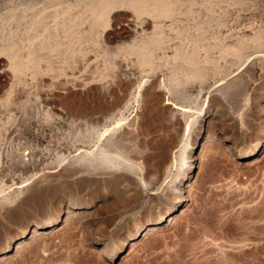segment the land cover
Masks as SVG:
<instances>
[{"label": "rangeland", "instance_id": "1", "mask_svg": "<svg viewBox=\"0 0 264 264\" xmlns=\"http://www.w3.org/2000/svg\"><path fill=\"white\" fill-rule=\"evenodd\" d=\"M191 1L173 0V2H169L171 6L177 8V11L183 12L174 13V18L178 19L179 14L190 18V30L187 33L182 32L184 35L179 37L177 32L174 31L176 36L170 35V41L166 40L165 36H162V39L164 40V45L168 44L169 48L176 47L177 43H183L182 45L185 46L184 49H187V52L189 51L188 53L193 56L201 54V57L205 56L210 60L205 66L206 69H209V74L200 82L201 89L204 91L207 88L205 86L216 81L221 72H226L224 70L228 68V64L238 61L241 49H243L239 48V52L238 49L234 48L235 50H230V52L226 46L228 43L224 35L249 24V22L243 21L241 18V11L244 8L251 10L249 21L258 19L256 9H264V0ZM174 4H176V7ZM14 7L16 8L15 0H0V12H5V10L7 12V14L6 12L4 14L3 12L0 13L2 19H0V40L6 41V39L10 40L11 38L10 42L12 44L14 42L18 44L19 33L18 30L15 31L16 28L18 29L17 23H15L17 21L15 18L16 9L11 11ZM4 16L6 23H4L5 21L3 22ZM9 18L12 21L10 23L8 21ZM13 20H15L14 23ZM171 21L170 26L174 20ZM104 22V17H98L95 30L101 31V26L99 25L103 27ZM241 23H243V26H241ZM35 24L33 23V25ZM176 28H178L176 25L173 26V30H176ZM1 30H3L2 33ZM8 32L10 35H7ZM96 34V31H91L81 35L83 39L86 37L84 40H81L79 36V40L82 43L81 46L91 48V45H93L94 57L97 54L99 55V59L97 57L99 63L106 62V64H110L118 47H122L121 44L126 42L121 36H119L118 40L116 38V40L114 38L111 39V41L113 40L112 42L110 40L105 41V39L101 42L99 41L100 37H97ZM192 44L196 46L197 52ZM15 47L18 48L19 45ZM204 49L206 50L203 51ZM192 52L196 53L193 54ZM158 54L160 55V53ZM229 60L233 61L229 62ZM93 71L87 73L86 76L90 79L87 77L88 80L85 79V81L93 80L91 78L94 75ZM252 78L256 82L254 83L256 86L254 85L249 91L245 87L243 88L241 84L234 89L232 88L231 91L230 88L227 89L225 91L227 93L221 92L217 96L211 97L207 108L208 114H210L208 115L210 118V120L208 118V135L203 140L204 142L202 141V146L197 154V160L192 171L187 207L178 210L170 219L171 223L169 222V225H150V228L147 229L149 231L140 235L141 237L138 236L129 241V247L118 254L114 264H264V146L262 153H260L261 155L259 154L249 160L240 159L232 155L238 147L241 149L246 147L248 140L259 129L260 112L258 106L262 103L259 94L262 91L264 92V76L255 78L251 76ZM159 79L165 81L164 77ZM257 86L260 88L256 89ZM42 88L44 90L46 87L43 86ZM7 91V87L0 91V264H105V262L107 264L108 261L106 260L112 254L110 251H113V254L117 253V239L124 232H132L137 225L148 223L150 219L153 220L154 215L161 214L164 207H168L171 203V185L178 181L181 174L180 168L187 142L198 130V113L201 101L197 99V89H195V92L194 90H187L185 94H181L174 102L168 97L164 98L166 101L169 99L170 105L177 107L176 109L179 112L185 114L183 122L186 129L182 127L178 130L177 138L175 137L174 144L171 145V154H169L171 157L167 163L168 168L171 165L169 176L166 178L162 176L160 179L159 177L150 179L154 186H161V189L156 194H149L150 197L149 195L135 192V190L131 189L130 184H123L126 186L124 187L122 184L115 182H101L90 183L86 186L80 184L79 181H73L72 178L63 174L64 162L62 159L72 154L71 150L64 149L67 146L58 138V136H62L61 133L65 130V123L68 122L72 115L64 107L65 97L63 95L55 96L54 100H52L54 101L53 104V102L46 100L45 91H43L44 94L40 92V96L38 95L39 93L34 96L36 98L34 102L38 103L35 104L39 108L35 107L38 109L39 115L49 121L51 115L52 123H49L48 120L47 122L53 124L54 127L46 128L49 131L44 129L45 127H36L35 125H32L33 128H31V125H26L27 122L25 120L24 123H19L22 127L19 125L15 129L12 126L13 130L12 128L9 130L10 121L8 118L19 114V108L25 101V97L24 94L17 93L18 91H15L16 94L13 92L14 96L7 93ZM248 92L250 93L249 95ZM40 98L41 100H39ZM31 101L33 102V98H31ZM240 101L241 103H239ZM79 103H82V101H79ZM50 106L52 107L48 108ZM57 106L59 108H56ZM136 107L137 105H130L123 113V117L133 116L136 112ZM42 112H44V115L41 114ZM161 115V113L159 115L156 114V122L162 121ZM72 116H79V113ZM224 116L225 119L222 120ZM55 120H57V124ZM226 120L229 122H226ZM163 122H161V125L165 123ZM17 132L22 133L17 134ZM156 133L154 137L157 135ZM159 135L156 137H159ZM38 139L41 140L39 141ZM57 139L58 142L56 141ZM130 143L131 141L129 145H131ZM4 147L5 149L10 147L9 150L13 149L14 151L12 150L9 153L10 151H5ZM12 153H16V156ZM20 154H22L21 157ZM10 156L11 160L14 159L13 161L8 160ZM56 156L59 158H56ZM23 157L24 159L28 158L27 162ZM29 159L33 163L31 161L29 163ZM21 163H24L23 166ZM56 170L61 172V176H58ZM49 172L53 176L52 181L45 179L46 183H44L45 185L43 184L44 186L40 191L32 194L29 191L30 189L28 192L26 191V188L36 181V177L46 173L49 174ZM74 179L77 180V178ZM65 208L71 210L69 211L70 215L64 220L65 223L63 221V223L58 224L47 234V231L43 232L46 235L31 237L28 240L18 239L16 241L17 245L14 244V247L5 253L1 250L4 249L2 247L8 241L17 238L22 226L41 224L45 221L44 219L47 215ZM84 210L85 212H83ZM80 211H82L81 214H77ZM238 241H242V244L238 243Z\"/></svg>", "mask_w": 264, "mask_h": 264}, {"label": "bare ground", "instance_id": "2", "mask_svg": "<svg viewBox=\"0 0 264 264\" xmlns=\"http://www.w3.org/2000/svg\"><path fill=\"white\" fill-rule=\"evenodd\" d=\"M171 1L173 2V0H15L16 8L14 7L11 11L16 9L15 18L17 21L15 23H17L18 29L16 28L15 31L18 30L19 33L18 44L15 42L12 44L10 42L11 38L10 40L6 39V41L0 40V91L4 87H7V93L13 94V92L18 91L17 93L24 94L25 97L23 104L21 106L19 104V114L8 118L10 121L9 130L12 126L17 129L25 121L28 123L26 125H31V128H33L32 125L42 128L45 127L44 129H48V127L49 129L52 128L53 124H49L52 123L51 115L49 117L51 122L47 119L49 123L45 120L46 118L44 119L39 115L37 109L39 108L37 106L38 103L34 102V99H36L34 96H37L35 94L38 93L40 96L45 91L46 100L54 104L52 100H54L55 96L63 95L66 99L64 102L66 110L71 112L72 115L79 113V116L76 117L71 115L68 122L65 123V130L61 133L62 136H58L63 141V144L67 146L64 149H69L72 152L71 155H67L62 159L64 162L63 174L72 178L73 181H79L82 185L87 186L90 183L115 182L122 184V186L130 184L131 189L144 195L156 194L161 189V186H154L150 182V179H157V177L160 179L162 176L163 178L169 176L171 165L168 168L167 163L171 157L169 155L171 154V145L174 144L178 130L182 127L186 129L184 126L185 123L183 122L185 114L179 112L176 109L177 107L175 108L170 105L168 101L170 99L174 102L181 94H185L187 90H194L195 92V89H197L198 91L197 99L201 101L198 113V130L187 142L180 168L181 174L178 181L171 185V203L168 207H164L161 214H157L156 216L152 215L154 219L151 220L149 218V222L151 223L136 224L137 227L132 232H124L117 239V253L113 254V251H110L112 254L107 258V264H114L118 254L129 247V241L149 231L147 229L150 228V225H169L170 219L176 212L181 208L187 207L192 171L197 160V154L202 146V141L208 135V115L210 114H208L207 108L211 97H215L221 92L227 91L229 88L231 91L232 88L234 89L241 84L243 88L245 87L249 91L255 85L254 83H256L253 78L251 79V76H254V78L264 76V9L257 8L258 19L251 21H249L251 10L247 8L242 9L241 18L243 21L249 22V24L240 28L236 27L237 29L234 32H228L224 35L228 43L226 46L229 51H234V48H236L240 52L239 48H243L241 49L240 57L236 63L234 62L235 64H228V68L224 70L226 72H221L217 77L218 79L210 83V85H206L205 88H207H204L205 90L202 91L200 82L209 74V69H206L205 66L210 60L205 56L201 57V54L199 56L197 54L193 56L191 53H188L189 51L187 52V49H184L185 46L182 45L183 43H177V46L174 48H169L170 46L168 44L164 45L165 43L162 39L164 36L166 40H169L170 35L176 36L174 31L177 32L179 37L180 35H184L182 32L187 33L190 30V18L181 14H179L178 19L174 18V13L183 12L180 10L177 11V8L171 6L169 3ZM174 5L176 7V4ZM9 15L11 16V14ZM100 16L104 17L105 20L103 27L99 25L101 26V31L95 30L97 18ZM3 19L4 22L5 16ZM10 20L11 18L8 20L9 23L12 22ZM171 20L174 21L170 26ZM33 23L36 24L33 25ZM242 24L241 26H243ZM175 25L178 28L173 30V26ZM91 31H96V35L100 37L99 41L101 42L104 39L105 41H111L113 38L118 40L119 36L126 42L123 44L124 42L122 43L121 41L122 44H120L122 47H118L113 55V61L110 64H106V62L99 63V55L97 54L94 57L95 51H93L94 47L92 49L93 45H91V48L81 46V40L83 39L81 35L90 33ZM4 34L6 35V33ZM7 35H10L9 32ZM79 36L81 40H79ZM14 44L19 45V47L16 48ZM189 47L191 48V46ZM205 47L207 49L206 45ZM14 48L16 49L14 50ZM193 48L195 51L197 50L194 45ZM87 60H89V63ZM85 62L88 65H84ZM92 70H94L92 72L94 75L91 73L93 80L85 81V79L88 80L89 78L86 76L87 73H90ZM162 77L165 78V81L159 79ZM43 86L46 87L44 90L42 88ZM252 91L254 92V90ZM166 97L169 98H167L168 101L165 100ZM259 97L262 103L258 106L260 112L258 132L251 136V138L249 137L250 139L246 147L242 149L238 147L235 150L233 147L234 152L232 155L234 157L237 156L240 159L249 160L263 151V91L259 94ZM31 98H33V102ZM79 101H82V103H79ZM130 105H137L135 114L133 116L130 115V117H123V113ZM33 107L37 111H34L35 108L33 109ZM56 108L59 107L57 106ZM233 109L235 108L233 107ZM61 113L63 112L61 111ZM160 113L162 117H159L165 122L162 125V121H155L156 114L159 115ZM73 118L77 119L78 122ZM223 119H225V116ZM55 121L57 124V120ZM226 122L229 121L226 120ZM12 130L11 132H13ZM155 132H157L156 136L161 133L159 137H154ZM19 133L21 134L22 132H17V134ZM56 141L58 142V139ZM130 141L131 145H129ZM56 145L58 144L56 143ZM9 149L7 148L5 151ZM12 154L16 156V153ZM27 154L29 155V153ZM17 157L19 158V155ZM56 158L59 157L56 156ZM27 159L25 158L24 160L27 162ZM8 160H11V156ZM47 173H42V176L39 175L40 177H36V181L34 180L36 183L33 182L30 187L26 188V191L28 192L30 189L31 194L37 193L45 185V179L52 181V174L50 172L49 174ZM57 173L58 176H61V172ZM74 178H77V180ZM67 208L56 210L52 213L49 211L51 215H47L44 219L45 221L41 224L22 226L17 238L12 237L13 239L8 241L2 247L4 249L1 250L4 253L9 251L14 247V244L17 245L16 241L18 239L28 240L31 237L46 235L52 228L63 223L65 218L70 215L69 211L71 210ZM81 212H77V214H81ZM43 232H46V234H43ZM241 242L238 241V243Z\"/></svg>", "mask_w": 264, "mask_h": 264}]
</instances>
